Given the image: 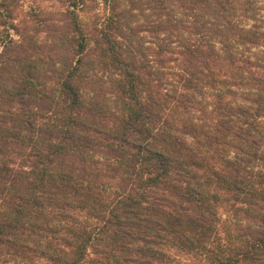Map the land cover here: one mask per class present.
<instances>
[{"label": "trees", "instance_id": "16d2710c", "mask_svg": "<svg viewBox=\"0 0 264 264\" xmlns=\"http://www.w3.org/2000/svg\"><path fill=\"white\" fill-rule=\"evenodd\" d=\"M17 4L0 264H264V0H105L44 53Z\"/></svg>", "mask_w": 264, "mask_h": 264}, {"label": "rangeland", "instance_id": "374dc122", "mask_svg": "<svg viewBox=\"0 0 264 264\" xmlns=\"http://www.w3.org/2000/svg\"><path fill=\"white\" fill-rule=\"evenodd\" d=\"M79 6L76 4L80 0H18L17 7L14 11L15 23H23L29 26L30 35H34L37 43L39 44L38 51L43 52L47 50V46L50 44V39L52 34H61L64 36L69 32L66 25L71 21L73 17H77L82 20V23L88 25L89 28L94 26L97 14H100L102 18L108 13L106 8L105 0H83ZM76 7V8H75ZM13 19V20H14ZM64 28V29H63ZM13 36L18 39L19 36L11 30ZM74 35V32L71 33ZM66 39V36H65ZM42 46V48H41ZM70 42L66 43L65 50H72ZM3 46L0 44V52ZM48 52V50H47ZM46 61V59H44ZM172 71V69H171ZM93 78L97 82V87L102 84L108 85L109 79L102 73L94 74ZM104 85V86H105ZM103 171L105 168H101ZM108 174V172L106 171ZM109 175V174H108ZM105 187L107 190L116 189L115 182L109 178V176L104 177ZM183 260L184 263L191 262L190 257H178V260Z\"/></svg>", "mask_w": 264, "mask_h": 264}]
</instances>
